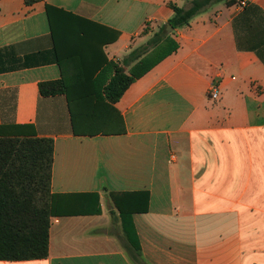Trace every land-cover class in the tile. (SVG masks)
<instances>
[{"label": "crops", "instance_id": "crops-1", "mask_svg": "<svg viewBox=\"0 0 264 264\" xmlns=\"http://www.w3.org/2000/svg\"><path fill=\"white\" fill-rule=\"evenodd\" d=\"M190 2L0 0V136L52 138L56 206L98 194L102 209L53 217L47 258L0 264H138L112 194L139 192L145 264H264V0L214 3L168 33L171 5ZM47 5L117 34L103 52L129 75L177 47L116 103L124 132L111 114L74 128L68 96L41 94L63 76Z\"/></svg>", "mask_w": 264, "mask_h": 264}, {"label": "trees", "instance_id": "trees-1", "mask_svg": "<svg viewBox=\"0 0 264 264\" xmlns=\"http://www.w3.org/2000/svg\"><path fill=\"white\" fill-rule=\"evenodd\" d=\"M42 1L25 0V3L31 6ZM220 1H226L228 5L238 2L191 0L189 8L172 4L174 16L169 24L174 29L188 26L197 15ZM46 10L56 59L63 76L57 81L41 83V94L68 96L74 128L77 117L98 120L105 114H111L117 117L120 131L124 132V120L116 103L136 79L177 47L169 48L158 60L137 62L129 75L125 68L109 61L103 52V46L115 41L117 34H110L102 26L62 9L47 5ZM163 31L164 28L152 42L160 41ZM53 160L52 138L0 136V261L47 258L51 219L55 216L101 214L98 194L80 201V204L69 201L59 208L56 206V196L51 190ZM77 196H70V200ZM112 200L122 221L130 255L136 263L145 264L133 215L148 211L149 193L112 194Z\"/></svg>", "mask_w": 264, "mask_h": 264}, {"label": "built area", "instance_id": "built-area-1", "mask_svg": "<svg viewBox=\"0 0 264 264\" xmlns=\"http://www.w3.org/2000/svg\"><path fill=\"white\" fill-rule=\"evenodd\" d=\"M242 4H246L245 1H242ZM208 96L213 99V100H217L219 99V96H220V90H219V86L214 84L211 86L210 90H209V93H208Z\"/></svg>", "mask_w": 264, "mask_h": 264}, {"label": "water", "instance_id": "water-1", "mask_svg": "<svg viewBox=\"0 0 264 264\" xmlns=\"http://www.w3.org/2000/svg\"><path fill=\"white\" fill-rule=\"evenodd\" d=\"M166 30H167L168 33L173 31V27L171 26V24H167Z\"/></svg>", "mask_w": 264, "mask_h": 264}, {"label": "rangeland", "instance_id": "rangeland-1", "mask_svg": "<svg viewBox=\"0 0 264 264\" xmlns=\"http://www.w3.org/2000/svg\"><path fill=\"white\" fill-rule=\"evenodd\" d=\"M87 129L90 130L91 128L89 127ZM108 206L110 207V206H113V205L111 203H108Z\"/></svg>", "mask_w": 264, "mask_h": 264}]
</instances>
